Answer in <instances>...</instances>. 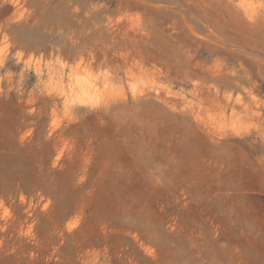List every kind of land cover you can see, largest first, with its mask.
<instances>
[{"label": "rangeland", "instance_id": "obj_1", "mask_svg": "<svg viewBox=\"0 0 264 264\" xmlns=\"http://www.w3.org/2000/svg\"><path fill=\"white\" fill-rule=\"evenodd\" d=\"M0 264H264V0H0Z\"/></svg>", "mask_w": 264, "mask_h": 264}]
</instances>
